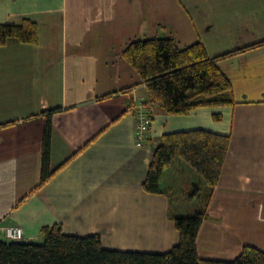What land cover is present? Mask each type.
Masks as SVG:
<instances>
[{
    "label": "crops",
    "instance_id": "crops-1",
    "mask_svg": "<svg viewBox=\"0 0 264 264\" xmlns=\"http://www.w3.org/2000/svg\"><path fill=\"white\" fill-rule=\"evenodd\" d=\"M24 19L37 25L38 43L0 46V230L19 226L35 242L60 225L66 235H98L108 250L166 253L181 215L171 190L150 194L143 183L163 135L204 130L229 145L197 255L264 252V45L218 64L234 105L184 116L151 107L142 146L134 107L146 89L122 57L129 43L155 38L179 49L201 43L210 58L263 42L264 0H0V24ZM51 110L49 178L39 186Z\"/></svg>",
    "mask_w": 264,
    "mask_h": 264
},
{
    "label": "trees",
    "instance_id": "trees-1",
    "mask_svg": "<svg viewBox=\"0 0 264 264\" xmlns=\"http://www.w3.org/2000/svg\"><path fill=\"white\" fill-rule=\"evenodd\" d=\"M10 40L37 44V25L28 19L18 24H0V46ZM263 45L264 41L210 58L201 43L179 49L171 38H155L129 43L122 57L145 86L146 101L143 105L151 123V107L168 115L184 116L198 108L234 105L231 83L218 64ZM57 111L46 112L39 186L49 178V117ZM228 145L229 136L204 130L162 136L152 155L143 183L144 190L150 194L168 195L171 189L163 191L160 182L174 159L187 164L205 185V197L195 213L173 217L179 241L168 252L152 254L108 250L102 247L98 235H66L60 225H52L44 227L40 231V240L35 242L5 241L0 235V264H264V252L252 246L244 247L232 261L202 260L197 255V236L207 218L208 202L220 176ZM193 188L195 193L199 191Z\"/></svg>",
    "mask_w": 264,
    "mask_h": 264
},
{
    "label": "rangeland",
    "instance_id": "rangeland-1",
    "mask_svg": "<svg viewBox=\"0 0 264 264\" xmlns=\"http://www.w3.org/2000/svg\"><path fill=\"white\" fill-rule=\"evenodd\" d=\"M162 186L165 190L171 189V211L174 215H193L205 197L202 179L180 159H174L165 170ZM193 187L199 191L195 193Z\"/></svg>",
    "mask_w": 264,
    "mask_h": 264
},
{
    "label": "built area",
    "instance_id": "built-area-1",
    "mask_svg": "<svg viewBox=\"0 0 264 264\" xmlns=\"http://www.w3.org/2000/svg\"><path fill=\"white\" fill-rule=\"evenodd\" d=\"M135 115V137L136 145L142 146L143 141L149 134L151 123L148 120L146 106L138 105L134 107ZM1 238L11 242H25L23 230L19 226H6L0 230Z\"/></svg>",
    "mask_w": 264,
    "mask_h": 264
}]
</instances>
